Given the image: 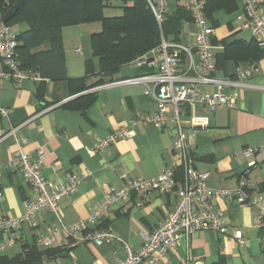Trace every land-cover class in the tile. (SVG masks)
I'll return each instance as SVG.
<instances>
[{"label": "crops", "instance_id": "1", "mask_svg": "<svg viewBox=\"0 0 264 264\" xmlns=\"http://www.w3.org/2000/svg\"><path fill=\"white\" fill-rule=\"evenodd\" d=\"M183 1L172 0L171 10ZM260 12L264 13V6ZM243 14V5L237 0L232 9L222 8L207 16L217 47L216 76L232 83L221 91L236 98V106L211 111L205 104H185L180 121L186 128L193 164L210 174L211 187L237 189L245 183L250 193L264 197V45L255 47ZM19 26V31L28 27L26 23ZM101 30L100 22L63 30L68 77L86 76L84 84L93 86L89 89L83 90L81 82L71 85L69 79H0V108L8 110L7 116L0 115V220L21 217L26 205L36 198L22 171L9 164L17 152L35 155L38 149L44 150L43 170L52 185L64 182L67 173L86 174L78 190L66 196L58 210L43 211L13 232L0 230L1 242L15 237L14 244L0 253L6 260L18 258L15 264H108L122 260L126 257L124 242L140 248L144 234L152 232L176 207V191L155 189L145 196L132 192L83 231L86 235L112 227L119 241L101 245L92 239L77 242L66 230L88 218L111 188H119L129 179H152L172 166L177 168L178 180L184 176L174 151L177 125L170 119L161 127L135 124L139 114L156 112V101L141 84H116L149 69L124 65L112 81L96 84L100 63L93 59L92 35ZM197 32L192 19L184 20L178 41L192 50L191 59L196 63ZM91 58L94 72L88 74L86 62ZM183 62L187 66L190 58ZM253 63L252 75H240ZM203 90L214 93L218 87L208 84ZM90 93H95L96 99L85 111L67 106ZM197 118L208 125L192 128L190 124ZM123 129H129L130 135L117 138ZM246 148L255 150L252 157L243 154ZM251 161L256 165L250 166ZM213 201L228 219V233L201 231L185 238L162 264H264V221L259 223V208L236 199L215 197ZM49 229L56 231L55 243L39 247L37 237L47 235ZM238 230L244 235V244L234 236Z\"/></svg>", "mask_w": 264, "mask_h": 264}, {"label": "built area", "instance_id": "2", "mask_svg": "<svg viewBox=\"0 0 264 264\" xmlns=\"http://www.w3.org/2000/svg\"><path fill=\"white\" fill-rule=\"evenodd\" d=\"M244 9V25L252 30L254 39L264 45V13L260 9L264 0H239ZM152 8L159 25H162L165 16L171 12V0H147ZM182 5L190 12L194 24L198 28L196 35V51L199 62L192 57V50L180 43L170 42L165 38L150 52L129 62L132 69L148 68L143 74L124 79L116 84H141L147 95L152 96L157 104L154 114H139L134 123L163 126L170 119L177 125L174 139L176 159L184 170L183 179L176 178L177 168L169 167L152 179H129L119 188H111L105 197L95 206L92 214L86 219H80L70 226L67 232L77 242L92 239L96 244L119 241L112 227L105 230L83 234L89 226L98 222L110 209L128 199L132 192L145 196L151 190H160L165 193L177 192L178 201L175 209L168 213L165 220L152 232L144 234L143 244L135 249L124 242L126 257L108 264H162L171 249L183 239L189 238L201 231H216L227 234L229 222L224 211L214 203L215 197L225 200L236 199L243 205H252L259 208L260 224L264 221V197L250 193L245 183L237 189H217L208 184L210 174L199 171L193 164V157L187 144L185 125L180 121V113L185 104H205L211 111L219 107L236 106V98L229 97L221 91L222 87L232 84L216 76L215 49L213 42L214 30L209 25L205 12L206 0H184ZM0 13V79H14L22 81L32 77L40 79L38 74L21 68L17 55V41L13 28L7 24ZM242 18V17H239ZM80 51V49H78ZM190 58L187 66L183 59ZM256 64L253 63L240 75L250 76ZM213 84L218 87L214 93L204 92L203 85ZM169 114L172 116L169 118ZM0 115L7 116L8 110L0 108ZM208 125L204 119H193L192 128H205ZM130 135L129 129H123L116 137ZM255 150L246 148L243 154L250 158ZM44 150L38 149L36 154L31 152H17L10 166L22 171L24 179L31 184L36 198L26 205L21 217L5 218L0 220V230L13 232L22 223L29 222L43 211H56L61 201L68 195L76 192L86 177V174H66V180L58 185H52L44 173ZM256 165L255 161L250 166ZM56 231L49 229L47 235H40L36 239L39 247H51L56 241ZM240 243H245L242 231L234 234ZM12 236L7 242L0 241V253L4 252L15 242Z\"/></svg>", "mask_w": 264, "mask_h": 264}, {"label": "trees", "instance_id": "3", "mask_svg": "<svg viewBox=\"0 0 264 264\" xmlns=\"http://www.w3.org/2000/svg\"><path fill=\"white\" fill-rule=\"evenodd\" d=\"M21 0H0V13L6 14ZM237 0H206V15L212 17L219 9H232ZM121 15L109 16L106 9L117 8ZM190 12L183 6L168 13L162 25L147 0H24L20 10L7 22L26 23L27 28L15 33L17 55L21 68L49 80L69 79V83H83L82 89L93 86L85 83L86 76L70 79L67 73L63 30L67 26L100 22L102 30L92 35L93 59L100 63L96 84L112 81L121 67L157 47L163 38L178 43L181 24L190 20ZM255 47L261 45L255 39ZM264 55V49L261 50ZM92 58L86 62L87 73L93 74ZM253 60H257L256 58ZM96 99L87 94L67 104L85 111ZM19 259L0 264H15ZM24 263V262H23Z\"/></svg>", "mask_w": 264, "mask_h": 264}, {"label": "rangeland", "instance_id": "4", "mask_svg": "<svg viewBox=\"0 0 264 264\" xmlns=\"http://www.w3.org/2000/svg\"><path fill=\"white\" fill-rule=\"evenodd\" d=\"M171 1H172V0H171ZM105 12H106V14L109 15V16L121 15V14H122V10H121L119 7H117V8H109V9H106ZM73 26H74V25H73ZM67 27H71V26H67ZM12 28H13V31H14V32L19 31L20 26H19L18 22L15 23V24H12ZM67 31H69L68 28H67Z\"/></svg>", "mask_w": 264, "mask_h": 264}, {"label": "water", "instance_id": "5", "mask_svg": "<svg viewBox=\"0 0 264 264\" xmlns=\"http://www.w3.org/2000/svg\"><path fill=\"white\" fill-rule=\"evenodd\" d=\"M24 3V0H21L20 3L16 4L13 8H11L9 11L6 12L4 19L6 22L11 20L16 13L20 10L21 5Z\"/></svg>", "mask_w": 264, "mask_h": 264}]
</instances>
